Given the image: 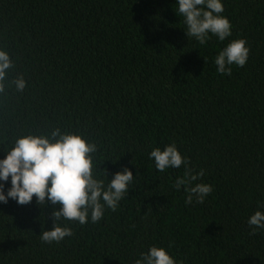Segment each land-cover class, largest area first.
Instances as JSON below:
<instances>
[{
    "label": "trees",
    "instance_id": "trees-1",
    "mask_svg": "<svg viewBox=\"0 0 264 264\" xmlns=\"http://www.w3.org/2000/svg\"><path fill=\"white\" fill-rule=\"evenodd\" d=\"M223 2L231 36L201 45L175 0H0V49L13 63L0 158L19 136L59 128L96 144L93 173L105 184L125 167L134 175L116 210L62 221L73 234L59 242L40 236L59 205L0 202V264H135L153 245L179 264H264V228L247 223L264 211V0ZM240 38L246 64L217 72L215 56ZM171 143L188 168L158 171L149 153ZM197 183L213 191L186 204Z\"/></svg>",
    "mask_w": 264,
    "mask_h": 264
},
{
    "label": "clouds",
    "instance_id": "clouds-1",
    "mask_svg": "<svg viewBox=\"0 0 264 264\" xmlns=\"http://www.w3.org/2000/svg\"><path fill=\"white\" fill-rule=\"evenodd\" d=\"M179 16L183 17L187 37H193L204 45L215 36L224 41L232 34V24L224 12L223 0H175ZM243 38L231 40L215 56L214 63L217 72L231 74V65L243 67L249 57L250 49ZM13 67L12 60L6 50L0 49V92L5 91V81L8 70ZM15 88L23 90L26 81L23 76L14 81ZM97 146L86 140L80 133L62 132L59 128L47 134H27L19 136L3 158H0V202L7 203L9 199L25 205L36 198L37 204L59 205L53 208V227L43 230L40 234L45 242H59L71 236L72 229L62 221H77L84 225L89 221L95 223L105 215V209L116 210L119 202L128 192L133 182V172L125 167L117 171L108 183L93 173L94 154ZM154 159L158 171L167 168H179L182 164L188 168V158L182 156L175 143L167 144L161 149L155 147L149 153ZM203 175L191 174L177 177L175 187L189 185ZM10 180V186L5 190V182ZM188 196L186 204L195 199L202 203L212 191V185L197 183L185 187ZM247 223L254 229L264 228V211L257 210ZM135 264H179L168 249L151 246L147 252H142Z\"/></svg>",
    "mask_w": 264,
    "mask_h": 264
}]
</instances>
